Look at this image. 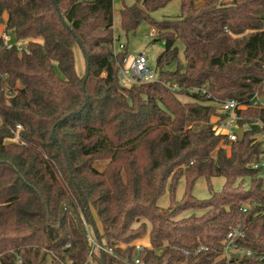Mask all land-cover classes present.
<instances>
[{
    "label": "trees",
    "instance_id": "trees-1",
    "mask_svg": "<svg viewBox=\"0 0 264 264\" xmlns=\"http://www.w3.org/2000/svg\"><path fill=\"white\" fill-rule=\"evenodd\" d=\"M171 1L121 7L126 36L147 22L164 43L155 80L124 86L114 0H0V264H225L222 241L236 225L261 256L240 264H264L263 168L251 167L264 153V104L252 100L264 96V0H180L178 16H151ZM229 98L246 104L245 135L233 142L211 120L227 117ZM213 176L222 190L196 197V181ZM93 212L112 253L89 242ZM147 234L150 246L137 249ZM198 246L208 249L183 253Z\"/></svg>",
    "mask_w": 264,
    "mask_h": 264
},
{
    "label": "built area",
    "instance_id": "built-area-1",
    "mask_svg": "<svg viewBox=\"0 0 264 264\" xmlns=\"http://www.w3.org/2000/svg\"><path fill=\"white\" fill-rule=\"evenodd\" d=\"M115 33H117L115 31ZM156 34V30L152 29L149 31L150 36H154ZM125 44L120 43L119 47L117 45L114 46V53L116 54L120 50H124ZM118 77L119 82L121 85L124 86H131L133 84H140V83H148L157 77V69L156 65L152 66L150 63V59L147 57L145 51H141L136 54H132V57L129 58L128 54L124 58L122 64L119 65L118 70ZM261 95L256 93L252 100L254 103L264 104V100L261 99ZM246 104L240 102L235 98H229L222 102H220V109L223 113L227 114V117L223 120H220L219 116L217 120H215L214 129L217 133H223L226 135L229 142H233L239 138L237 129L239 127H243L239 125V115L238 110L244 109ZM244 128V127H243ZM245 129V128H244ZM256 138L259 140L264 141V131L256 135ZM224 147H227L229 150V145L223 143ZM252 168L262 167V176L264 178V153H262V159L259 163H252ZM95 235V234H94ZM247 232L242 225H236L230 228L226 237L222 241L223 249L219 255V259H223L225 264H240V262L244 258H253L259 259L261 258L260 255L256 254L252 249L245 247L240 244V240L245 238ZM92 235L88 234L89 242L93 249H100L103 251H108L110 253L113 252V248L105 247L103 243L96 238V240H91ZM137 249H142L144 246L136 245ZM122 247V246H121ZM208 249L206 246H198L194 250L184 249L183 253L185 255H189L191 253H198L201 250ZM235 254H239L238 257ZM135 264H145L144 261L140 259V257L136 256L134 258ZM159 264H167L166 262H162Z\"/></svg>",
    "mask_w": 264,
    "mask_h": 264
},
{
    "label": "rangeland",
    "instance_id": "rangeland-1",
    "mask_svg": "<svg viewBox=\"0 0 264 264\" xmlns=\"http://www.w3.org/2000/svg\"><path fill=\"white\" fill-rule=\"evenodd\" d=\"M134 2L135 0H114V31H116L120 35V40L117 41L116 45L117 47H119L120 43L125 44L126 51L128 53L129 58L132 57V54L145 51L147 54V57L150 59L151 65L155 66L157 63L158 56L164 50V43L162 41H153L154 36L149 35V31L152 30L153 28L147 22H143L137 29L136 33H130L128 36H126L120 28V9L121 7L123 6V4L131 5ZM180 13H181L180 0H172L163 8L152 11L151 16L156 20H162L165 18L176 17ZM1 34H2V27L0 28V35ZM32 40L33 39H28L26 41L20 40L17 43L19 45L24 46L25 44H27L28 42H31ZM179 46H180L179 57L182 61H184L182 43H179ZM75 59H76L77 71L79 75L82 77L84 76L85 69H86L85 68V58H84L83 52L81 51L78 45H76ZM174 67H175V63H172L170 66H168V68H171V69ZM177 96L183 102L192 100L190 96H187L184 94H178ZM261 99L264 100V96H262ZM211 120L212 122H215V120H217V117L212 116ZM0 123H1V119H0ZM104 165H105L104 161H99L97 163V167L99 169H103ZM224 181H225V178L223 176H213L210 182H208L206 178L200 177L194 185L193 193L196 197L200 199L207 198L211 195L209 185H211L213 191L218 192L222 190ZM184 187H185V180L184 178H181L178 182V185L175 191V198L177 200L182 197L183 192H184ZM169 203H170L169 187H167L165 193L158 199V205L162 207H167ZM93 217H94V224L89 223L87 225L88 230H89L88 234L92 235L91 240H96L98 236L97 234H95L94 230L95 228H97V230L100 233H102V226L94 212H93ZM118 246L125 247L127 245L125 243H122V244H119ZM89 264H97V263L91 260Z\"/></svg>",
    "mask_w": 264,
    "mask_h": 264
},
{
    "label": "crops",
    "instance_id": "crops-1",
    "mask_svg": "<svg viewBox=\"0 0 264 264\" xmlns=\"http://www.w3.org/2000/svg\"><path fill=\"white\" fill-rule=\"evenodd\" d=\"M75 53H76V47H75ZM134 243L135 245L150 246L149 234L145 235L143 238L137 239Z\"/></svg>",
    "mask_w": 264,
    "mask_h": 264
},
{
    "label": "water",
    "instance_id": "water-1",
    "mask_svg": "<svg viewBox=\"0 0 264 264\" xmlns=\"http://www.w3.org/2000/svg\"><path fill=\"white\" fill-rule=\"evenodd\" d=\"M87 74H88V72H89V70H88V68H87ZM83 87H84V85H83ZM86 102H87V97H86ZM85 102V103H86ZM81 109V108H80ZM237 133H238V136H239V138L240 139H242L243 137H244V135H245V129L243 128V127H239L238 129H237ZM235 256L236 257H238L239 256V254H235Z\"/></svg>",
    "mask_w": 264,
    "mask_h": 264
}]
</instances>
